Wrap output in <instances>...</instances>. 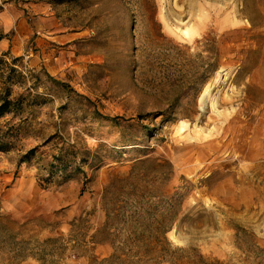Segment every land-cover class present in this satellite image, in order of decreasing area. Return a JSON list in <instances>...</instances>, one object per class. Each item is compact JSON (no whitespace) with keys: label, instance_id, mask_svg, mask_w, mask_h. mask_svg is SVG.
Masks as SVG:
<instances>
[{"label":"rangeland","instance_id":"obj_1","mask_svg":"<svg viewBox=\"0 0 264 264\" xmlns=\"http://www.w3.org/2000/svg\"><path fill=\"white\" fill-rule=\"evenodd\" d=\"M0 6V264H264V0Z\"/></svg>","mask_w":264,"mask_h":264},{"label":"trees","instance_id":"obj_2","mask_svg":"<svg viewBox=\"0 0 264 264\" xmlns=\"http://www.w3.org/2000/svg\"><path fill=\"white\" fill-rule=\"evenodd\" d=\"M1 37L2 36H0V39ZM55 83L62 85V83L57 81H55ZM23 96L24 95L21 94L12 96L9 87L6 84H4V86L0 84V119L7 115L16 116L20 113L22 106L24 105L25 97ZM31 99L34 101L36 100V97L32 96ZM21 130V123H6L4 126L0 124V151L10 149L15 140L19 137V134H21ZM31 152L32 149L27 150L21 156V161L28 160L29 153ZM56 159L59 163L63 161L60 156ZM10 222L11 221L8 220L6 216L0 215V242L7 243L9 248L8 251H11L13 254L12 256H16L18 246H16L15 233H13V230L9 225Z\"/></svg>","mask_w":264,"mask_h":264},{"label":"crops","instance_id":"obj_3","mask_svg":"<svg viewBox=\"0 0 264 264\" xmlns=\"http://www.w3.org/2000/svg\"><path fill=\"white\" fill-rule=\"evenodd\" d=\"M40 39H38V41H39Z\"/></svg>","mask_w":264,"mask_h":264}]
</instances>
